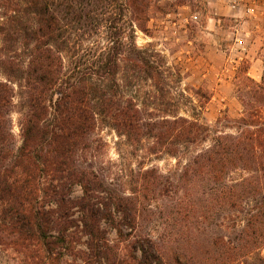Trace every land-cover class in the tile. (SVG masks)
<instances>
[{"label": "trees", "instance_id": "16d2710c", "mask_svg": "<svg viewBox=\"0 0 264 264\" xmlns=\"http://www.w3.org/2000/svg\"><path fill=\"white\" fill-rule=\"evenodd\" d=\"M151 3L0 0V247L22 264H197L202 225L220 208L242 225L215 238L227 239L223 264L264 247V75L247 78L229 132L145 109L135 82L163 78L135 41ZM99 126L189 158L174 172L141 168L126 192L98 165Z\"/></svg>", "mask_w": 264, "mask_h": 264}, {"label": "rangeland", "instance_id": "374dc122", "mask_svg": "<svg viewBox=\"0 0 264 264\" xmlns=\"http://www.w3.org/2000/svg\"><path fill=\"white\" fill-rule=\"evenodd\" d=\"M147 27L145 33L136 31V45L162 65L163 78L157 84L138 79L132 89L136 99L159 115L174 112L195 118L212 134L231 131L243 112L239 97L247 91V78L260 82L264 75V0H152ZM12 118L19 140L17 112ZM96 133L102 139L98 165L109 182L126 192L141 168L174 172L189 158L156 157L148 151L150 140L132 145L110 127L99 126ZM232 214L220 208L214 218L205 220L206 234L199 235L196 245L197 264L225 262L221 250L227 239L217 245L215 238L242 226L230 227ZM259 255L264 258V247L249 264H262ZM0 264H22L21 257L0 247Z\"/></svg>", "mask_w": 264, "mask_h": 264}, {"label": "built area", "instance_id": "2783aa9c", "mask_svg": "<svg viewBox=\"0 0 264 264\" xmlns=\"http://www.w3.org/2000/svg\"><path fill=\"white\" fill-rule=\"evenodd\" d=\"M251 12H253V10H249V13H251ZM242 43H243V40L240 39V40H239V44H242Z\"/></svg>", "mask_w": 264, "mask_h": 264}]
</instances>
